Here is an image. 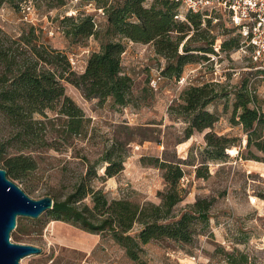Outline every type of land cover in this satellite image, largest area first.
<instances>
[{
    "label": "rangeland",
    "instance_id": "rangeland-1",
    "mask_svg": "<svg viewBox=\"0 0 264 264\" xmlns=\"http://www.w3.org/2000/svg\"><path fill=\"white\" fill-rule=\"evenodd\" d=\"M151 1L145 0V4ZM84 14L92 15L97 28L105 23L103 8L88 0H65L61 5H51L46 0L21 1L17 6L3 3L0 27L15 34L22 24H34L40 38L65 52L71 67L81 72L90 53L99 48V42L92 35L84 38L66 35L64 16ZM221 18L216 21L211 18L209 22L202 19L198 30L205 37L196 34L192 44L207 45L211 35L223 41L237 36V30ZM123 41L121 64L132 78L129 102L114 103L110 97L85 98L79 88L64 80L65 93L88 118L86 134L74 135L67 148L41 151L38 167L22 181L13 180L21 187H31L29 195L35 198L47 190L65 192L75 176L85 170L82 156L99 159L118 139L122 143L115 146L114 155L116 158L123 155V167L94 181L108 199L159 202L158 191L165 188V182L163 170L156 164L160 160L181 159L183 175L179 187L183 197L174 210L178 213L188 203L206 197L211 200L209 219L196 223L190 241L152 239L143 243L139 257L132 259L107 232H91L63 219L33 225L29 216L21 215L25 232L18 240L10 232V239L35 244L41 251L21 257L20 264H264V151L252 148L259 159L245 158L248 155L245 134L241 125L233 121L236 93L244 89L254 99L250 105L264 111V61L254 59L248 45L238 49L239 45L231 42L219 53L202 55L204 52L200 51L193 61L184 64L178 77L165 76L161 70L168 59L157 53L151 42L126 38ZM158 73L162 76L153 86L151 79ZM204 82L211 83L217 92L206 107L215 111L218 119L212 127L194 131L185 138L186 121L170 112V106L182 101V92L188 85ZM137 126H145L146 130L141 132L146 137L140 138L133 132V139L124 143L126 133ZM207 130L234 137L236 143L226 148L227 157H207L204 138ZM4 139L0 132V141ZM232 148L236 151H229ZM105 163L104 160L97 163V173L103 174ZM197 168L202 175H197ZM140 227L135 223L130 233L135 234Z\"/></svg>",
    "mask_w": 264,
    "mask_h": 264
},
{
    "label": "trees",
    "instance_id": "trees-1",
    "mask_svg": "<svg viewBox=\"0 0 264 264\" xmlns=\"http://www.w3.org/2000/svg\"><path fill=\"white\" fill-rule=\"evenodd\" d=\"M21 1L26 0H0V5L9 3L17 6ZM46 1L51 5L65 3V0ZM88 1L103 8L106 18L101 27L95 26L90 14L64 16L66 35L77 38L92 35L99 42V48L90 53L81 72L71 67L65 52L40 38L34 24H22L15 34L0 27V132L5 137L0 141V167L12 180L22 181L28 172L35 170L41 151L67 148L74 135L86 134L88 118L65 93L64 80L79 88L85 98L110 97L114 103L129 102L132 78L121 64L125 48L123 39L151 42L155 51L168 59L162 74L175 77L181 74L185 63L200 55V51L204 52L202 55L219 53L231 42L240 46L241 34L231 24L238 35L224 41L220 37L218 51L213 46L218 37L214 35L207 39V45H193L196 34L205 37L204 32L198 30L202 17L199 13L186 11V20L176 18L179 4L175 0H152L149 4H145V0ZM217 17L221 18V15ZM204 19L209 22L211 17ZM223 19L227 22L226 18ZM179 45L182 51H179ZM216 96L211 83L191 84L183 90L182 101L170 106V112L186 121L185 138L194 131L212 127L218 119V114L206 107ZM253 100L247 89L236 93L233 121L241 125L245 134L244 145L248 155L244 157L259 159L252 148L264 151V111L259 106L250 105ZM144 127L130 129L123 142L132 140L133 132L144 139L146 133L141 132L146 130ZM204 138L209 159L227 157L226 148L236 143L234 137L216 134L212 130H207ZM120 143L116 139L99 159L91 160L83 155L85 170L75 176L67 191L44 192V195L52 197V206L37 217H29L30 223L36 225L50 219H63L91 232H107L132 259H137L141 245L152 239L190 241L196 223L208 221L211 200L199 198L175 212V205L183 197L179 187V179L183 175L181 159L156 162L163 170L165 182V188L158 191L159 202L108 199L103 188L94 184L96 178L111 176L123 167V155L117 158L114 155L115 146ZM238 145L241 147V142ZM238 152L241 153L240 148ZM100 160L106 161L103 174L96 170ZM197 175H202L199 168ZM22 188L28 194L32 189L27 185ZM135 223L141 227L131 234ZM24 232L22 216L19 215L11 235L18 240ZM230 262L234 263V260Z\"/></svg>",
    "mask_w": 264,
    "mask_h": 264
},
{
    "label": "built area",
    "instance_id": "built-area-1",
    "mask_svg": "<svg viewBox=\"0 0 264 264\" xmlns=\"http://www.w3.org/2000/svg\"><path fill=\"white\" fill-rule=\"evenodd\" d=\"M179 4L176 18L186 20V11L199 13L204 20L217 15L226 18L227 23L234 25L241 34L240 46L248 45L254 59H264V0H175ZM29 8V4H26ZM26 16V15H25ZM28 21H32L29 18ZM220 37L214 41V49L219 50ZM162 75L156 74L151 79L155 86L156 80Z\"/></svg>",
    "mask_w": 264,
    "mask_h": 264
},
{
    "label": "water",
    "instance_id": "water-1",
    "mask_svg": "<svg viewBox=\"0 0 264 264\" xmlns=\"http://www.w3.org/2000/svg\"><path fill=\"white\" fill-rule=\"evenodd\" d=\"M52 202L50 195L30 196L0 167V264H20L21 257L41 251L35 244L12 241L10 232L16 226L17 216L37 217Z\"/></svg>",
    "mask_w": 264,
    "mask_h": 264
},
{
    "label": "bare ground",
    "instance_id": "bare-ground-1",
    "mask_svg": "<svg viewBox=\"0 0 264 264\" xmlns=\"http://www.w3.org/2000/svg\"><path fill=\"white\" fill-rule=\"evenodd\" d=\"M229 151H236L234 148H232V149H229Z\"/></svg>",
    "mask_w": 264,
    "mask_h": 264
}]
</instances>
